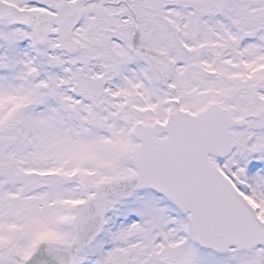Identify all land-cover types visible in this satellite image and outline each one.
<instances>
[{"label": "snow or ice", "instance_id": "6c2138e0", "mask_svg": "<svg viewBox=\"0 0 264 264\" xmlns=\"http://www.w3.org/2000/svg\"><path fill=\"white\" fill-rule=\"evenodd\" d=\"M0 264H264V0H0Z\"/></svg>", "mask_w": 264, "mask_h": 264}]
</instances>
